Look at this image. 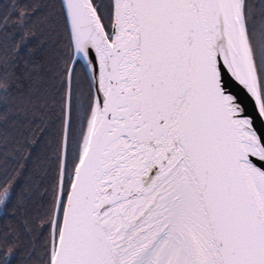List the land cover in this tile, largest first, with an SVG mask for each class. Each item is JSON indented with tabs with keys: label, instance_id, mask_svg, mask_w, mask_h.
I'll return each instance as SVG.
<instances>
[{
	"label": "snow or ice",
	"instance_id": "snow-or-ice-1",
	"mask_svg": "<svg viewBox=\"0 0 264 264\" xmlns=\"http://www.w3.org/2000/svg\"><path fill=\"white\" fill-rule=\"evenodd\" d=\"M0 264H264V0H0Z\"/></svg>",
	"mask_w": 264,
	"mask_h": 264
}]
</instances>
